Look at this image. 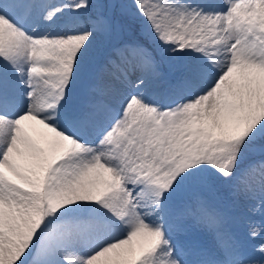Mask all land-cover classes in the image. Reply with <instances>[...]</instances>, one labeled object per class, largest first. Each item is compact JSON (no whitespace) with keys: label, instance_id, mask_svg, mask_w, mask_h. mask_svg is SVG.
I'll use <instances>...</instances> for the list:
<instances>
[{"label":"snow or ice","instance_id":"snow-or-ice-1","mask_svg":"<svg viewBox=\"0 0 264 264\" xmlns=\"http://www.w3.org/2000/svg\"><path fill=\"white\" fill-rule=\"evenodd\" d=\"M0 264H264V0H0Z\"/></svg>","mask_w":264,"mask_h":264}]
</instances>
